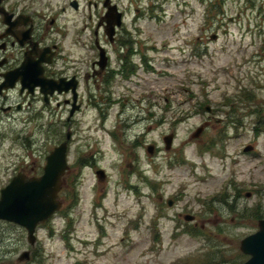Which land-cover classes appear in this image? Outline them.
Masks as SVG:
<instances>
[{
	"label": "rangeland",
	"instance_id": "rangeland-1",
	"mask_svg": "<svg viewBox=\"0 0 264 264\" xmlns=\"http://www.w3.org/2000/svg\"><path fill=\"white\" fill-rule=\"evenodd\" d=\"M223 1L159 0L157 6L148 2V17L139 26L141 38L159 50L154 66L159 74L143 76L139 91L147 102V107L142 104L146 120L127 137L133 140L140 132L161 152L155 148L150 156L143 148V162L133 173L122 161L129 149L115 143L114 155L103 162L108 182L98 183L87 172L75 197L60 192L59 199H65L62 207L38 226L32 248L24 228L0 221V264H241L246 260L239 242L256 231L254 213L259 210L264 215V126L260 125L264 122V0ZM132 97L130 108L138 95ZM39 105L36 99L38 112ZM137 112L138 107L132 108L131 114ZM60 115L54 105L36 115L34 122L23 123L28 115H20L17 132L9 133L1 146L5 150L10 145L12 153L0 151V176L25 159L11 144L17 133L31 139V168L33 175L41 174L45 156L61 142ZM210 117L215 118L211 125L199 138H192ZM231 122L239 128L235 130ZM257 123L259 133L254 131ZM169 133L175 138L173 150L164 152L161 138ZM94 137L102 142L103 130ZM248 145L252 151L243 152ZM8 178H0V189ZM164 183L162 191L159 186ZM158 194L165 199L177 196L179 201L167 207L157 201ZM186 214L194 215V220L186 222ZM25 250L31 251L29 260L19 262Z\"/></svg>",
	"mask_w": 264,
	"mask_h": 264
},
{
	"label": "flooded vegetation",
	"instance_id": "flooded-vegetation-1",
	"mask_svg": "<svg viewBox=\"0 0 264 264\" xmlns=\"http://www.w3.org/2000/svg\"><path fill=\"white\" fill-rule=\"evenodd\" d=\"M148 2L157 6L159 0H0V151L12 153L10 145L5 150L1 146L9 133L17 132L21 114L28 115L23 123L34 122L36 115L54 105L61 114L60 143L66 144L69 166L60 191L65 197L76 196L87 172L98 183L108 182L110 175L103 162L114 155L115 143L129 149L122 161L128 162L133 173L143 162L142 149L153 145L140 132L133 135V140L127 137L128 131L139 129L146 120L142 104L147 107V102L139 91L143 76L159 74L154 68L159 50L146 44L139 26L148 17ZM133 95H138L134 100L138 112L134 115V107L130 108ZM36 99L39 112L34 108ZM214 120L210 117L196 129L204 126L203 133ZM101 130L102 142L94 137ZM168 135L172 140L166 149L164 137ZM174 139L173 133L162 136L164 152L173 150ZM11 144L20 148L19 155L25 159L21 165L9 167L11 172L0 178L10 176V181L18 174L28 179L35 176L31 139L17 133ZM154 148L156 153L161 152ZM164 185L159 186L162 191ZM157 201L173 207L179 197L165 199L158 194Z\"/></svg>",
	"mask_w": 264,
	"mask_h": 264
},
{
	"label": "water",
	"instance_id": "water-1",
	"mask_svg": "<svg viewBox=\"0 0 264 264\" xmlns=\"http://www.w3.org/2000/svg\"><path fill=\"white\" fill-rule=\"evenodd\" d=\"M40 86L42 87L43 84L41 83ZM41 92H43L42 88ZM206 110L209 111L210 108L207 107ZM203 127H199L192 134V138H198ZM171 140L172 135L164 137L166 149L170 148ZM250 150L251 147H246L244 152ZM147 151L153 154V146H149ZM67 169L66 144L61 143L45 157L40 176L28 179L18 174L0 191V220L23 227L26 230L27 242L31 246L36 240L37 227L61 208L58 194ZM193 219V216H185L186 221ZM257 227L255 233L246 236L239 243L240 252L249 256L242 264H264V219L258 220ZM28 259V251H24L19 257L20 261Z\"/></svg>",
	"mask_w": 264,
	"mask_h": 264
},
{
	"label": "trees",
	"instance_id": "trees-1",
	"mask_svg": "<svg viewBox=\"0 0 264 264\" xmlns=\"http://www.w3.org/2000/svg\"><path fill=\"white\" fill-rule=\"evenodd\" d=\"M245 99L249 101V100L252 99V98H251L250 96H246ZM238 128H239L238 126L235 127L236 130H237ZM254 131H257V133L260 132V130H257V129H255ZM213 145H214V143H212V146H213ZM237 196L239 197L240 194L238 193V194L236 195V197H237ZM238 197H237V198H238ZM234 201L236 202V199H235V198H234ZM254 215H255L254 218H256V219L264 218V215H263L262 212L259 211V210H257V211L254 213Z\"/></svg>",
	"mask_w": 264,
	"mask_h": 264
}]
</instances>
